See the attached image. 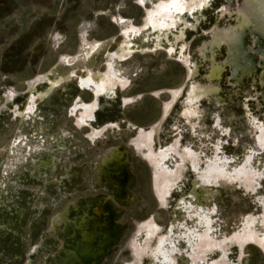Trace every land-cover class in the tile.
<instances>
[{"label":"rangeland","instance_id":"374dc122","mask_svg":"<svg viewBox=\"0 0 264 264\" xmlns=\"http://www.w3.org/2000/svg\"><path fill=\"white\" fill-rule=\"evenodd\" d=\"M143 1L150 5L155 0ZM134 2L0 0V264H128L127 253L133 248H141L146 228L166 227L173 217V209H162L157 204L154 186L179 157L168 151L165 163L157 170L150 162L154 154L167 151L171 142L197 150L199 167L212 156L214 145L216 155L211 158L222 157L227 162L223 175H228L227 170L232 164L240 165L244 153H249L250 165L257 173L256 190L264 199V145L257 150L252 142L256 132L252 129L253 124L263 130L264 142V72L258 65L252 77H243L235 87L228 85L226 69L223 70L217 90L221 107L211 103L204 105L207 126L216 117L228 128L224 133L226 138H222V132L213 134L211 128L208 137H201L206 142L192 139L180 122L176 125L179 135L173 138L168 136L170 126L165 123L145 153L141 137L150 133V127L160 115L162 102L168 99L167 91L158 96L151 95L152 91L176 87L184 78L185 69L176 61L177 52L174 51L171 56L162 52L151 56L134 54L130 62L116 61L113 66L121 83L119 90H122L116 91L110 109L92 111L88 119L90 124L86 126L75 123L78 112L72 116L67 114L75 96L84 102L90 100L89 93L77 90L74 81L58 88L44 103L36 100L44 88V82H37L31 97V100L34 98V112L22 123L17 122L18 112L26 104V82L52 67L58 53L72 54L80 30L86 39L103 40L118 34V27L110 22L112 15L120 14L138 23L142 12ZM220 4L219 0H210L209 5L197 14L199 20L195 28H184L183 40L190 58L195 57L194 46L203 36L196 31L203 28L210 31L209 24L215 19ZM100 11L104 14L100 15ZM186 18L191 19L190 16ZM248 42L246 39L247 45ZM166 45L164 41L159 49L165 52ZM217 56L222 57L223 51L219 50ZM76 62L72 68L76 70L75 75L82 63L103 69L101 52L86 60L78 56ZM67 70L65 65L56 66V72L62 75ZM6 93L12 95V100L7 103L3 101ZM249 94L255 96L251 101L245 97ZM122 96L138 98L126 108L121 106ZM13 110L16 115L10 116ZM174 113L169 115L168 122L172 121ZM91 140L94 141L92 146L89 145ZM231 140H235L236 145L231 144ZM111 147L121 154L116 169L107 167L106 164L111 162L108 158L103 162V152ZM48 157L51 163L44 167ZM191 181V173L185 166L179 185L184 198L193 189ZM209 188L213 189L221 207L220 217L212 220L214 242L224 245L232 232L238 234L236 237L243 235L245 232L239 225L246 216L249 217L245 221L252 219L244 222L242 227L250 223L252 233L248 232L257 241L263 239L262 203L257 205L245 196L241 186L229 190L230 193L214 185ZM193 190L198 194L197 189ZM178 195L173 194L170 205ZM231 199L235 201L231 203ZM67 207L71 209L65 213ZM63 213L65 218L59 219L51 228L50 220ZM82 231L93 233V239L85 241ZM207 237L203 235V242L209 240ZM194 246L195 251L201 250L199 245ZM260 249L255 243L245 241L236 246L230 242L225 258L229 264H264ZM217 253L212 249L205 252L204 258L210 264L217 259ZM175 260L180 261V257L175 256Z\"/></svg>","mask_w":264,"mask_h":264},{"label":"bare ground","instance_id":"6f19581e","mask_svg":"<svg viewBox=\"0 0 264 264\" xmlns=\"http://www.w3.org/2000/svg\"><path fill=\"white\" fill-rule=\"evenodd\" d=\"M219 1L221 4L218 7V13L212 23L209 24L208 29L210 31L207 32L205 30L207 28L196 31L200 33V36H203H201V41L194 46L195 57L191 58L186 54V41L183 40L184 28H195V23L199 20L197 14L209 5L210 0H155L150 5H146L143 0H135V7L142 12L138 23H133L120 14L111 16L110 22L118 27L116 37L110 36L103 40L86 39L84 32L80 30L77 36L78 43L72 54L58 53L52 67L26 82V104L23 105L22 112H18L17 122L21 121L22 123L23 119L29 118L30 114L34 112L35 104L32 102L34 98L31 100V97L37 82H44V88L38 94L36 93L37 99H35L37 102L44 103L58 88H62L65 83L74 81L77 90L89 93L90 100L84 102L79 96H75L71 101L67 114L72 116L75 112H78L75 123L86 126V124H90L88 119L91 117L92 111L96 112L111 108V102L117 94L116 91L121 87L119 77L116 75L117 69L113 66L116 61L126 63L132 59L134 54L151 56L162 52L164 55L171 56V52L174 51L177 52L175 54L177 56L176 61L182 63L185 69L184 78L176 87L152 91L151 95L158 96L165 90L168 93V99L162 102V107L160 106L161 111L157 122L154 125L152 124L151 127L149 126L150 133L143 138L141 137L143 148L146 150L145 153L148 152L155 139L154 137L158 135L161 126L165 123L170 126L167 132L168 136L173 138L179 135L176 126L179 122L184 125L185 130L192 139L204 142L205 140L201 137L207 136L211 128L214 129L213 134L222 132V135H224L222 138H226L227 134L224 133L228 128L223 127V124L216 117L207 126L204 120L206 117L204 105L211 103L217 108L221 107V99L217 94V90H219L218 81L223 75V70L226 69V82L230 87H235L243 77H252L257 65L264 72V0ZM99 14L103 15L104 11H100ZM189 16L192 20L186 18ZM211 24L213 25L211 26ZM168 34L170 35L168 36ZM205 34L207 37L204 36ZM246 39L249 40L248 45ZM164 41L167 42L165 52L159 49ZM104 44L106 45L104 46ZM219 50L223 51L222 57L217 56ZM98 52H101L103 69L92 68V66L82 63L79 67V73L75 75L76 70L74 71L72 68L77 65L78 56L86 60L93 58ZM58 64L68 67L64 75L56 72ZM256 73L258 74V71ZM12 93L14 95V92ZM12 95L6 93L3 101L6 103L11 101ZM136 97L138 98V96ZM136 97L122 96L121 106L126 108L131 106ZM245 97L250 101L255 98L252 94ZM14 110L9 114L10 116L15 114ZM173 112H175L174 117L172 121L168 122L169 115H172ZM261 112H263V109ZM253 126L252 129L256 132L252 136V142L257 150H261L258 147L264 145L263 130L258 124H253ZM246 133L248 134V132ZM92 135L94 134L92 133ZM222 135L220 134L219 137ZM93 142V140L89 141V145ZM232 143L236 145L237 142L231 140ZM192 149L171 142L168 149H166L167 151L162 150L151 157L150 162H152L155 170L162 168L168 156V151L171 150L179 157L167 174L160 175L156 187L154 186L156 188L157 204L162 209H173V217H171L170 223L166 227L156 226L155 230L146 228L141 248H133L127 253L130 257L127 260L128 264H209L204 256L205 252L212 249H216L218 253L217 259L210 262V264H229L225 258V252L230 242L236 246H240L245 241L255 243L264 251V237L263 239L260 237L261 240L257 241L251 234L250 223H247L248 225L244 224V227H242L243 223L249 222L252 217L246 221V217L249 216L244 217L242 223H240L241 225H239V228H243L241 231L245 232L243 233L244 236L241 232L240 237H236L238 235L236 232L229 233L227 236L228 241L224 245L214 242L215 236L212 231L215 227L212 220H217L220 217L221 207L217 204L214 191L209 188L210 185L221 188L226 193H230L229 190L234 189L236 186H241L243 188L241 192L251 198L257 205L262 203L263 208L261 207V209H264V199L256 190L258 181L255 177L257 173L250 165L251 155L244 153L241 164H232L227 170L228 175H223L222 172L227 162L225 163L222 157L215 156V159L211 158L216 155L217 147L216 149L214 145L211 147L212 156L207 157L206 163H203L204 165L200 167L198 164L200 160L199 153L197 150ZM117 150L111 147L103 152V162L107 158L111 160L109 164H106L111 169H116L120 165L118 157L121 154ZM111 155H114V158L110 159L109 156ZM262 155L264 157V152ZM50 163L51 158L48 157L43 166L48 167ZM185 166L191 173V188L197 189L198 193L196 194L191 189L187 192L186 198L179 190ZM110 180L113 181V178ZM176 193H179L178 198L170 205L169 200ZM233 195L234 193L231 194V196ZM233 201L235 200H230L231 203ZM70 209L71 207H67L65 213ZM65 215L63 213L50 220V227L54 228L59 219ZM261 216L264 225V217ZM259 221L261 222V220ZM248 231H251V233ZM203 235L209 236L207 237L209 240L203 242ZM82 236L85 241L93 239V233L90 232L82 231ZM194 245H199L201 250L195 251ZM261 249L260 251H262ZM175 256L180 257V261L175 260ZM142 260H144L143 263Z\"/></svg>","mask_w":264,"mask_h":264},{"label":"water","instance_id":"95a60500","mask_svg":"<svg viewBox=\"0 0 264 264\" xmlns=\"http://www.w3.org/2000/svg\"><path fill=\"white\" fill-rule=\"evenodd\" d=\"M144 163H145V165H146V167H147V169H148V171H149V173H150V169H149V167H148V165L146 164V162L144 161ZM105 243H103L102 245H104ZM259 251V253H260V255H261V257H262V259H263V261H264V253L262 252V251H260V250H258Z\"/></svg>","mask_w":264,"mask_h":264}]
</instances>
